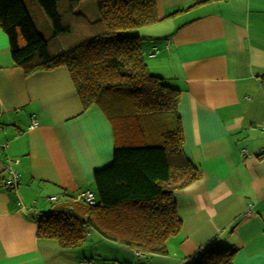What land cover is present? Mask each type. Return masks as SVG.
Listing matches in <instances>:
<instances>
[{"label":"crops","instance_id":"crops-1","mask_svg":"<svg viewBox=\"0 0 264 264\" xmlns=\"http://www.w3.org/2000/svg\"><path fill=\"white\" fill-rule=\"evenodd\" d=\"M155 4L157 21L134 34L148 70L179 90L183 152L199 170L173 193L181 226L166 241L178 251L169 264L191 263L210 241L235 248L232 264H264V0ZM113 147L112 123L95 105L83 109L67 69L26 75L0 28V264H91L85 242L37 237L36 219L93 191ZM9 161L20 180L12 190ZM148 256L139 261L163 264V254Z\"/></svg>","mask_w":264,"mask_h":264},{"label":"trees","instance_id":"trees-1","mask_svg":"<svg viewBox=\"0 0 264 264\" xmlns=\"http://www.w3.org/2000/svg\"><path fill=\"white\" fill-rule=\"evenodd\" d=\"M82 1L36 0L51 25L47 39L23 0H0L14 65L26 75L64 66L83 109L97 106L113 126L112 160L93 171L94 203L68 196L37 216V237L74 248L94 230L138 258L165 254L181 226L173 193L199 170L183 152L179 90L148 70L134 34L157 21L155 0H92L91 17L77 9ZM234 254L210 241L190 264H232Z\"/></svg>","mask_w":264,"mask_h":264},{"label":"rangeland","instance_id":"rangeland-1","mask_svg":"<svg viewBox=\"0 0 264 264\" xmlns=\"http://www.w3.org/2000/svg\"><path fill=\"white\" fill-rule=\"evenodd\" d=\"M25 6L32 17L34 24L38 32L45 38H50L51 36V25L44 14L41 7L38 5L36 0H23ZM77 9L83 10V12L88 15L93 16L95 11V7L92 0H83ZM155 50L154 52H156ZM97 234V233H94ZM92 238H96V236H91ZM93 247L90 244V239L85 240V249L87 251V259L91 262V264H142L139 260L142 258H138L134 254V250L132 247L127 246L125 244L105 240L101 238V241L95 240L93 241ZM174 254H178V251L175 248V245L171 247L166 246V253L163 254V264H169L172 261V257ZM150 257V256H148ZM160 261V260H158ZM147 263V262H144ZM156 264V263H155ZM190 264V263H188Z\"/></svg>","mask_w":264,"mask_h":264},{"label":"built area","instance_id":"built-area-1","mask_svg":"<svg viewBox=\"0 0 264 264\" xmlns=\"http://www.w3.org/2000/svg\"><path fill=\"white\" fill-rule=\"evenodd\" d=\"M35 123H36V121L34 119H32L31 120V127H33ZM260 128H261L262 131H264V121L262 122ZM241 153L242 154L246 153V150L243 149L241 151ZM259 153L264 155V148H261ZM11 164H12V162L9 161L8 165L6 166L7 177L4 180V186L7 187V188L15 189L20 183L19 173L12 168ZM48 200L55 201L56 197L55 196H51V197L48 198ZM74 200H77V201H80V202H84V203H87V204H93L94 200H95V193L93 191H91V190H85V191L77 193L74 196ZM17 205L20 208L24 207L23 204L21 203V201H17ZM135 254L137 256L140 255L139 252H136ZM83 264H87V263L83 262Z\"/></svg>","mask_w":264,"mask_h":264}]
</instances>
